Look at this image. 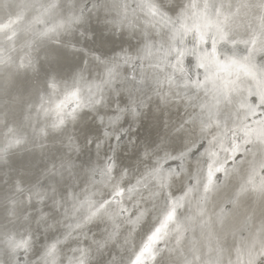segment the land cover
Here are the masks:
<instances>
[{
  "label": "bare ground",
  "instance_id": "bare-ground-1",
  "mask_svg": "<svg viewBox=\"0 0 264 264\" xmlns=\"http://www.w3.org/2000/svg\"><path fill=\"white\" fill-rule=\"evenodd\" d=\"M179 1L180 10L170 16L156 0H120L124 7L107 0L104 12L116 16L107 19L110 24L122 32L157 36L146 39L154 72L141 51L128 60L130 74L139 67L137 84L149 83L151 91L134 100V109L123 108L129 119L116 111L121 106L104 107V101L117 95H111L116 84L124 83L117 72L110 69L98 87L82 84L83 92L79 84L65 90L68 85L57 80L63 35L92 3L94 13L101 10L103 0H83L77 11L65 9L63 0H0V246H6L9 259L0 253V264H119L139 238L126 264H197V253L181 262L174 257L198 236L210 235L228 264H264L263 244L244 250L236 241L241 231L250 240L257 223L264 229V191L256 193L264 189V115H256L264 113V0ZM67 6H72L69 1ZM162 33L164 39L171 36L166 46ZM209 50L212 55H206ZM164 73L197 90L215 83L212 92L245 74L250 87L243 97L227 92V99L239 101L233 115L220 123L215 117L192 118L196 109L187 86H168L161 78ZM137 105L146 106L140 111ZM41 144L47 147L37 146ZM61 145L67 150L57 159ZM184 147L192 160L185 158ZM91 158L96 162L89 174ZM60 161L77 167L69 178L80 192L67 195L65 206L85 203L84 212L47 241L34 243L29 223L25 229L16 227L20 234L11 228L5 232L3 225L27 222L33 206L20 212L23 204L33 200V224L50 211L39 208L56 189L58 170L66 167ZM236 162L244 166L249 182L244 187L252 193L240 192L227 204L237 190V174L232 172ZM150 178L153 188L139 187ZM197 179L203 194L217 184L218 189L212 197V192L206 199L198 197L196 220L181 224L177 212L183 202L195 203L191 198ZM4 189L13 192L4 197ZM164 202L166 209L158 214ZM219 205L225 214L216 223L212 209ZM51 207L54 217L46 226L57 229V196ZM196 225L205 227L199 235L191 230ZM62 239L71 243L61 245ZM37 245L41 248L33 252Z\"/></svg>",
  "mask_w": 264,
  "mask_h": 264
},
{
  "label": "water",
  "instance_id": "water-1",
  "mask_svg": "<svg viewBox=\"0 0 264 264\" xmlns=\"http://www.w3.org/2000/svg\"><path fill=\"white\" fill-rule=\"evenodd\" d=\"M68 1L71 3L72 6H67ZM82 1L83 0H63V7L65 9L74 7V11H77ZM156 1L162 4L161 6L164 9H166L165 11L169 13L170 16H173V14L175 15L180 10L178 9V6L180 5L179 0H175V3L173 4H168L167 0H156ZM186 1L187 0L184 1V4ZM116 2L118 7H124V4H122L120 0H116ZM94 7L95 4L89 5L87 7V10H85L84 12L85 16L81 19V21L74 24L68 34L63 35L61 39L62 46L57 48V80L59 82L64 81L68 86L79 84V86L78 85L76 86H78L80 91L83 92L82 84H88L91 87H98L101 84H105V81L111 69L113 70V72H117V75L122 77L124 83L116 84L115 86L116 92L114 94L111 93V95H116V94L117 95L113 97L114 99H111V102L104 101V107L111 106V108H113L116 105L121 106V109H116V111L118 112H123V108L126 109L127 111L134 109L135 108L134 100H136L138 97L139 99H142V97H144L145 95L150 94L151 91H150L149 83L142 87L137 84L140 80V75L139 73H137L139 67L133 70L134 71L133 74H130L129 73L130 69L128 67L129 64L128 60L135 55V52L141 51L140 56L144 59V61L150 66V69L154 72L153 70L154 66L152 63L153 59L150 58L149 46H146L148 45L146 39L157 36H155L152 33H148L145 37H143L138 30L132 32H126V31L122 32V30L118 29L113 24H110V22L107 19L108 18L115 19L116 16L114 12H104L109 7L107 0H103V3L100 6L101 10H99L96 13H94L93 10ZM232 8H233V2L231 1V5H229L228 9L226 10L230 11L232 10ZM160 38L163 41V46H166L170 41L171 36L169 37L168 35H166L164 39V33H162ZM106 43H108V45ZM241 56H244V54L240 55V57ZM119 62H123V66H124L123 69H121ZM170 72H172L171 69ZM247 77L249 76H246L245 74H240L236 77L231 78L230 79L231 83L228 84L225 88L220 87L218 91L212 92L210 90V87L214 86L215 83H210L206 89L197 90V89H193L190 85L183 84L180 81V79L170 78L165 73L161 75L162 80L170 87H178L181 85L187 86V89L189 91V97L193 104V106L191 107L193 108V110L196 109V116L191 115L192 118L204 119L207 117H215L219 119L220 123L230 118L233 115L234 107L236 103L239 101V99H227L225 95H227V92L229 93L233 92L243 97L247 89L250 87L248 85L249 80ZM104 88L105 86L101 88V91H103ZM107 91H111L110 88H108ZM124 96H125V100L123 102L122 100ZM125 102H130L131 104ZM142 102H147V100H142L141 103ZM138 106L141 111L142 109L145 108L146 105H137V108ZM123 114L129 119L132 118V116L128 114V112H123ZM107 128L103 126L102 130H105ZM60 148L61 150L57 151V159L61 155L65 156L64 153L67 150V148L63 145H61ZM183 150H184L185 158L192 160V158H189L190 150L186 149L185 147L183 148ZM95 160L96 158H91V162L89 163V168H88L89 174L92 172V169L94 167V162H96ZM60 163H61V167H65L66 163L62 161H60ZM181 166L179 168V171L181 169ZM234 166L235 167L232 170V172L237 174V190L234 194H232V198L230 199V201L227 202V204H230L240 192L250 191L244 187V185H247L249 183L246 180L247 175L245 176L244 166L240 162L238 163L236 162ZM241 166H243L242 171H240ZM151 167L152 165L149 166V168ZM76 170L77 167L74 165V163H71V167L70 165L67 164L65 168L58 170L60 174L57 175L56 189L52 193H49L47 197L44 198L41 202V206L39 209L50 208L47 209L50 211L46 213V215L43 217V220L40 221V223L33 224L32 218L34 217L37 210L34 208L35 205L32 202L33 201L32 200L31 202L23 204L20 207V212H22L23 210H26L29 207L33 206L31 207L32 208L31 211L27 213V219H28L27 222L22 221V223L19 224L13 223L12 225L9 226L3 225L2 227L4 231L7 232L11 228L13 230H16V232H19L20 234L21 232L17 230L16 227L25 229L26 224L29 223L30 225L29 232L32 236V240L34 241V243H36L39 240H41V242H43L44 240L47 241L52 236H56L62 233V230L65 227L69 226L77 218H79L80 215L85 210L84 209L85 203H82L78 207L76 206L73 208H67L65 206V198L67 195H69L74 191L78 195L80 194L79 191H76L75 180L74 179L71 180L69 178L71 177V174L74 173ZM181 170L182 172L184 171L183 169ZM65 171H70V172L68 175H64L63 172ZM158 172L165 173L162 170H159ZM6 175L7 173L6 174L3 173V177H6ZM169 177L171 178V175H169ZM91 180L95 183L92 176H91ZM2 182L4 183L3 178L0 181V183L3 185ZM153 182H154V178H150L145 183L139 185V187H141L142 189H148L149 187L153 188L154 187V185H152ZM171 183L172 181H168L167 188L172 191ZM44 185H48V183H44ZM218 185L219 184L214 185L212 188H210L203 194V192L200 189V183L197 179V181L193 185L194 194L192 195L191 198V199H196L195 203L187 204L186 202H183L177 212L176 221L181 222V224L184 223L190 224L192 221H195L197 210L200 209L198 197L203 196V198L206 199L211 192H212L211 194L212 197V195L218 189ZM262 191H264V189L256 193L259 195ZM12 192L13 189H4V191L1 194L4 195V197H6L7 193L10 196ZM18 194L19 193L17 191V195ZM56 196H57V229L55 228L47 229L48 226H46V224L47 223L49 224L50 217H54V208L51 207V199L56 198ZM98 198L99 197L95 198L94 202L100 200ZM110 201L111 200L107 201L106 203H109ZM164 204L165 202L162 204L161 208L157 212L158 214L166 209L164 207ZM224 214L225 212L223 211V208L219 205L216 209H212L211 219H213L216 223H221V221L224 218ZM153 221L145 229H148L153 223ZM259 226L260 223H257V228L254 230L255 234L252 236L250 240H245L247 235H245L244 231L239 232L236 238L237 245H239L244 250H247L248 247H252V246H253L252 248L262 244L264 246V229H261V227ZM204 229H205L204 226L196 225L191 230L194 235H199ZM1 230L2 228L0 229V232ZM139 240L140 238L137 240V242H139ZM137 242L129 251L127 256L123 259V261L120 262L119 264L127 263V261L131 258V254L134 251ZM70 243L71 242H69L68 240L64 241V239H62L60 242L61 245L70 244ZM0 247H1L0 253L2 258L6 262H9V259L5 253L7 252L6 246H0ZM38 247L41 248L40 245H37L33 252H35L38 249ZM68 251L69 249L65 250V252ZM220 252L221 251L218 247L217 242L215 241L214 235H210V237L198 236L193 242H191L188 249H186L182 253L177 254L174 257V259L177 262H181L182 260L187 259L189 256H192L195 253H197V260L199 261L196 262L197 264H205V263L212 264L214 262L217 263L219 261L222 262L221 264H228L229 261L228 260L224 261Z\"/></svg>",
  "mask_w": 264,
  "mask_h": 264
},
{
  "label": "rangeland",
  "instance_id": "rangeland-1",
  "mask_svg": "<svg viewBox=\"0 0 264 264\" xmlns=\"http://www.w3.org/2000/svg\"><path fill=\"white\" fill-rule=\"evenodd\" d=\"M89 3H90V1H85V4H89ZM92 4H94V3H92ZM92 4H91V5H92ZM118 27H123V25L120 24V23H118ZM161 47H163V46H161ZM209 52H210V53H209ZM208 54H209V55H212V51H211V50H209L208 52L206 51V55H208ZM137 64H139V63H137ZM43 70H44V76H46V75H47V70H45L44 68H43ZM135 73H136V72H135ZM44 76H43V77H44ZM69 87H70V86H67V87H65L64 89H65V90H68ZM64 89H63V91H65ZM59 96H60V95H59ZM256 115L261 116V115H264V113H263V111H262V112L259 111ZM37 146H41V147L44 146V147H47L46 144H45V145H42V144H41V145H37ZM37 146H36V147H37ZM48 147H49V146H48ZM263 261H264V259H263L260 263H263Z\"/></svg>",
  "mask_w": 264,
  "mask_h": 264
}]
</instances>
